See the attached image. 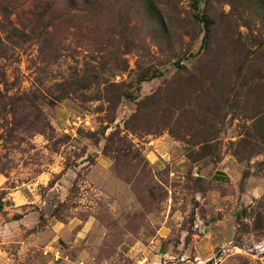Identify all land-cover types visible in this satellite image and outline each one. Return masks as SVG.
<instances>
[{
	"label": "rangeland",
	"instance_id": "1",
	"mask_svg": "<svg viewBox=\"0 0 264 264\" xmlns=\"http://www.w3.org/2000/svg\"><path fill=\"white\" fill-rule=\"evenodd\" d=\"M162 227L264 264V0H0V264H133Z\"/></svg>",
	"mask_w": 264,
	"mask_h": 264
},
{
	"label": "crops",
	"instance_id": "2",
	"mask_svg": "<svg viewBox=\"0 0 264 264\" xmlns=\"http://www.w3.org/2000/svg\"><path fill=\"white\" fill-rule=\"evenodd\" d=\"M225 160L227 161L221 162L220 166L211 172L210 176L212 178L223 179L231 176L230 173L234 168V164L229 158H226ZM67 234H69L68 231ZM169 234L170 230L162 227L156 232L150 242H144V244L131 238H127L122 244H120V251L125 257L132 259L133 264H193V262L188 261L186 255L183 254L187 252L186 246H184L182 252H180L181 245L173 248L168 244L166 248H161L162 242L167 240ZM63 236H65V234H63ZM207 237L208 234H205L203 237H200L198 241H194L191 245L190 251V254L194 255L195 259L200 258L205 262L210 260V255L213 251L212 243L209 242ZM173 249L178 251L176 252L177 254H173ZM192 249H194V252H192ZM196 256L198 257L196 258ZM63 262L65 263V261ZM68 264L73 263L70 262Z\"/></svg>",
	"mask_w": 264,
	"mask_h": 264
},
{
	"label": "trees",
	"instance_id": "3",
	"mask_svg": "<svg viewBox=\"0 0 264 264\" xmlns=\"http://www.w3.org/2000/svg\"><path fill=\"white\" fill-rule=\"evenodd\" d=\"M194 9H197V4L194 5ZM194 18L197 20L198 17L197 15H194ZM202 22L204 23V38L206 39L208 37V33H209V24L207 22L206 18H203Z\"/></svg>",
	"mask_w": 264,
	"mask_h": 264
}]
</instances>
